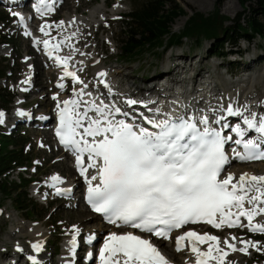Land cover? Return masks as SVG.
<instances>
[{
    "label": "snow or ice",
    "instance_id": "obj_1",
    "mask_svg": "<svg viewBox=\"0 0 264 264\" xmlns=\"http://www.w3.org/2000/svg\"><path fill=\"white\" fill-rule=\"evenodd\" d=\"M39 5H45V0H39ZM36 11L43 15L41 7L37 6ZM46 11H53L52 5H46ZM12 15L15 17L19 14L13 12ZM19 19L21 23L24 22L23 16ZM48 27L51 26L40 28L45 36L49 35L45 30ZM43 46L50 58L53 51H59L60 48L56 44L50 49L48 40L43 41ZM69 59L55 57L58 65L63 64L65 76L71 77L76 83H83L75 72L67 70ZM99 75L105 76L106 73L101 72ZM58 86L63 87L62 84ZM79 95H83V90ZM125 103L132 106L139 102L127 99ZM79 104L80 101L74 99L63 101L56 134L59 142L76 154L77 168L88 184L87 202L93 211L104 214L111 223L119 220L124 225L162 239H170L169 232L172 229L200 221L215 228L243 227L240 224L241 217L247 219L250 231L264 233V225L253 223L255 216L264 214V206H261L264 205V175L244 173L236 183H233L234 176L231 173L219 178L229 159L225 144L233 137L209 127L208 116L198 120L184 116L172 118L159 109L150 110L154 116L143 117L151 126L150 130L124 120L109 119L113 112L121 113L119 107L92 103L90 110L96 114L93 118L88 116V111H76ZM57 108H60L59 103ZM244 110H247V106ZM226 111L229 115L241 116L247 129L255 130L264 138V116L257 117L256 113L251 112L244 116L241 109H234L231 104ZM4 115L0 112V124L4 123ZM19 115L24 113L20 112ZM161 115L162 119L155 118ZM215 123L219 124L220 120H215ZM198 124L204 127L201 129ZM78 129H82V132ZM231 131L241 138L234 143L243 144L245 150L243 153L236 152L235 158L241 161L264 159V151L259 150L257 142L242 140L245 132L240 124L232 127ZM89 137L92 139L89 140ZM85 153L89 161L87 167H84ZM88 168H96L97 175L88 179L85 175ZM51 179L53 186L63 182L59 176ZM96 180L99 182L93 185L92 181ZM70 191L57 188L58 195ZM245 203L250 207L246 209ZM233 208L239 210L238 214L233 213ZM73 231L78 234L79 229L73 226ZM92 239L94 237H89L88 242L91 243ZM231 239L235 241L237 238ZM185 240L191 245L195 264H209L210 261L226 264L229 252L220 246L218 237L188 231L176 237L177 251L182 250ZM209 241L216 242L215 246L209 244L206 251L198 247V243ZM76 243L74 235L70 241L73 254ZM240 243L245 246L238 249L227 238L223 242L227 249L245 254L249 246L256 247L252 241L240 240ZM32 248L39 252L42 245L36 243ZM86 255L88 259L93 257L91 252ZM29 259L32 264H38L35 257L30 256ZM98 259L100 264H169L149 239L132 233L110 234L99 248Z\"/></svg>",
    "mask_w": 264,
    "mask_h": 264
},
{
    "label": "rangeland",
    "instance_id": "obj_2",
    "mask_svg": "<svg viewBox=\"0 0 264 264\" xmlns=\"http://www.w3.org/2000/svg\"><path fill=\"white\" fill-rule=\"evenodd\" d=\"M142 1L143 0H71L70 2H67L62 10H59L56 20L52 24H60L66 16L89 17L90 12L94 10L99 9L106 11V21L102 23L100 28H98L97 25H94L91 29L85 30L82 33V38H91L89 40L87 39L86 42L88 43H84L83 47H94V49L92 48V51L95 54L92 56L93 58H91V60L98 57L100 63L97 64V66L102 64V67L112 71L118 69L125 71L124 74L115 76L114 80L116 79L115 82L119 84L118 86L121 87L122 90H128V88H130L131 90H128L127 93L135 94L134 90L137 87L142 90H148L150 85L147 84V79H151L155 75H162L161 77H163L164 74L165 76L166 70L175 67L176 63H178L177 60H172V57L178 54H185L187 58H183L180 61H185L189 67L191 63H193V65L196 64L193 67L196 71H201V69L198 68V65L204 63L203 75H212L214 78L212 79L214 85H217L220 90L224 89L227 91V96L224 92L221 95L222 98L224 96V98L221 99L222 102L225 103L227 98L237 97L239 93H241L242 96L251 93L249 97L252 96L253 93H256L255 96L261 95L264 88V41L258 37L251 43L241 42L239 51L242 55L239 57L234 55H230L226 58L212 56L210 53L212 41H206L204 38L200 42L191 39L186 40L184 45L177 46L171 50H166L164 48L147 50L135 61H126V59L122 57L123 47L121 44L122 31L125 29V25L123 24L124 17L129 13H132ZM175 2L184 8L187 13L186 16L179 18L175 24L172 25V30L177 34L184 29L185 24L190 17L193 15L195 16L196 14L209 16L216 11L220 2L222 5L218 8L219 16L221 17L219 22V33L222 34L225 28L231 26L232 22L237 19L238 15L241 14L244 9L240 0H175ZM255 3V0L249 1L247 9L250 10V8L255 6ZM119 8H121V12L118 13L120 15H116L114 10ZM77 17L75 19H77ZM8 27L12 29L9 30ZM15 29H17L15 18L5 6H1L0 50L5 47L10 54L7 58L1 57L3 55L0 54V112H6L7 119L6 122L0 124V129L2 134L24 138V142H27L28 145L29 155L27 156L29 159L34 160L33 163L30 161H28V163H23L22 166L27 167L23 168L20 174H12L8 181L11 184H14V182L17 181L22 185L20 179L24 175L27 179L33 178V180H38L42 177L41 181L33 184L29 191L31 199L38 203L39 212L44 209V212H47L48 214L31 216V214L17 211L15 209L16 204L6 200V198L0 194V242L2 241L3 243L4 248L2 247V249L7 253L6 257L8 259L15 255V243L22 244L23 249L26 251V255H21L19 259H22V262L24 263V259H28L32 253L31 244L35 239L31 238L29 235H23V232L21 231L20 233L22 236H18L10 242H7L6 238L9 235H13L12 226L15 225L17 220L24 225H34L44 233L45 236H47V250L42 256L43 259L53 260L57 264V261L61 256L65 254L69 255L70 247L67 250H64V246L67 240H70L74 235H77V233L73 231V226L80 231L78 232L77 240L84 244L89 237H93V233L98 227H104L105 231L102 235H105L106 232H110L111 228L104 226L99 217L95 218L94 215L88 211L83 202H76L75 197L71 201L54 199L52 195V187L50 186V188L49 186L44 185L52 176H59L66 180H72V175L75 176L74 172L71 173L72 175L66 172L70 166L72 167V160L57 151L52 131L38 125L30 126L24 121L17 122L9 120L19 106L31 113L30 118L28 117L30 120L37 117L38 112H45L49 114V120L52 122L55 111V102L52 100V95L56 92L53 90V87L58 77L51 66H47L44 63L42 55L40 53L37 54L30 46V41H27L14 33ZM56 35H58V32H56ZM61 35L62 34H60L59 37L62 39L63 36ZM3 50L5 49L3 48L2 51ZM84 50L87 55L91 52L86 48ZM26 55L29 57L31 56L32 59L35 60V65L33 67L35 73L31 76H36V90L34 91V94L25 96L24 99L21 100L22 103L17 105L16 103L21 95L19 87L23 81L28 78L27 75L30 72V66L26 64ZM190 57L191 59H195V61H187V59L190 60ZM176 58L178 59L177 56ZM83 71L86 76L85 80L94 83L93 80L95 76L92 68L87 67ZM227 71L238 74V76L233 79L232 83L229 82L231 75L226 74ZM48 72H51L52 74L49 75ZM127 75H129V77H127ZM176 76L179 79L181 78L179 74H176ZM172 78L175 80V77ZM197 78L198 76H194L193 79ZM243 80L246 82L239 83ZM250 82H252L251 86H249ZM228 84L233 85L229 86ZM43 94L45 98L40 99L39 97L43 96ZM225 97L227 98L225 99ZM256 102H258V100ZM12 128L15 129L14 132H10ZM11 149H13L12 144L8 145V150ZM254 165H259V167L264 170V163H257ZM251 166L234 164V168L236 167L238 169H244V167L249 168ZM230 170H233V167L230 168ZM262 175L264 174L262 173ZM35 188H41L39 190L40 194L38 195V198L35 197L34 194ZM82 189L83 186H80V191ZM21 206L23 205L21 204ZM49 214L50 216H48ZM259 233L261 232L247 231L246 228L244 230L243 227L238 231V234L237 232L230 234V237H235V235H239L240 237L247 236L248 239L258 243V246L253 247V250L251 249L247 256L242 255L240 252L236 253L235 251L229 253L227 261L231 264H264V233H262L261 237ZM214 234L217 237L221 236L222 238L227 233L216 232ZM250 234L251 237H249ZM256 248H259L260 250L258 251ZM229 256L230 259L228 258ZM2 258L3 257L0 255V260H2ZM182 258L183 257H181V259ZM81 262L82 260L80 258L75 260L76 264H83ZM182 262L183 260L178 261L179 264H182Z\"/></svg>",
    "mask_w": 264,
    "mask_h": 264
},
{
    "label": "bare ground",
    "instance_id": "obj_3",
    "mask_svg": "<svg viewBox=\"0 0 264 264\" xmlns=\"http://www.w3.org/2000/svg\"><path fill=\"white\" fill-rule=\"evenodd\" d=\"M70 1L71 0H57L58 3L62 2V5L60 8H64L66 6L67 2H70ZM14 2H16V1H14V0H0V7L3 6L4 4H10V3H14ZM119 9L114 10V13L116 15L119 12H121V8H119ZM106 14H107L106 11L97 9V10L90 12L89 17H87V16L86 17H77L76 16L77 19H75L76 18L75 16H72V17L66 16V18L63 20V24L60 23L57 25L56 24L50 25L51 26L50 32H52V34L50 36H47L44 39V40L49 41L50 46L54 45L55 43L62 44L65 47V54L63 55V57H70L68 62L78 66L80 68V70H84L87 67L92 68V71L94 72V76H95L94 80H93L94 85H92V88L94 89V92L97 93L98 97L101 99V101H102L101 104L109 105L110 108L112 106L119 107L121 109V113L125 112V111H129V110H135L136 113H139L140 111H146L150 115H154V112L150 111V110L159 109L161 113L169 115L170 114L169 111L174 112V113L175 112L178 113V111H179L181 113L184 110L185 111L188 110L187 114L192 115L190 117H192L194 120H198L202 116H208L209 127H213V129H214V125L217 124V123H215V120L218 119L223 124V122L230 120L234 116H236V115H229L227 113L226 109H227L229 104H231L234 109H241L243 111L244 116H248L249 113L251 112V113H256L257 117H259L261 113H264V88H263V91L261 92L260 96H255L256 93H253V95L249 97V95L251 93H249L245 96H242L241 93H239V95L235 98L225 97V99L226 98L227 99L224 103L221 101V99L224 98V96H223V98L221 97V95L223 93L221 92L220 89H218L217 85H214V82L212 81V79H214V78L212 77V75H210L209 80H206L203 84L200 85L202 88L195 90L192 93L189 92V89H190L189 86H191V85H189V84L186 85L187 80L192 79L193 82L198 81L203 76L204 63H200V65H198V68L201 69V71L200 70L196 71L193 68L196 64L193 65V63H191L190 67H189L186 62H184V64L179 63L178 60H182L183 58L184 59L187 58L185 54H178V55H175L172 57V60H177L178 63H176L175 67L166 70L165 76L161 77L162 75H155L151 79L149 78L151 81L153 80L152 81L153 83L160 81V80L170 78L171 80L169 82L168 81L158 82V84L150 90L149 89L148 90H142L141 88L137 87L138 89L136 88L134 90L135 94L127 93L128 90L129 91L131 90L130 88H128V90H126V89L122 90L121 87L118 86L119 84L117 82H115L116 79L114 80V78H115V76L124 74L125 71H123L121 69L112 71V70H109V69L102 67V64L100 66H94V62L97 60V58L91 60L92 56L95 54L92 51V48L94 49V47H91V48H90V46L89 47L88 46L83 47L84 43L85 44L88 43V42H86L87 39L89 40L91 38H86V39L82 38V33L85 30L91 29L94 25H97L98 28H100L102 23L106 21L105 20ZM118 15H120V14H118ZM83 16H85V15H83ZM56 32H58V35H56ZM60 34H62L61 36H63L62 39H61V37H59ZM76 37H78V38H76ZM78 41H79V43H78ZM91 45H94V44H91ZM3 48L5 50L2 51ZM3 48L0 50V54L7 57L10 54V52H8V50L5 47H3ZM85 48L88 51H91L90 53H88V55L86 54V51L84 50ZM26 56H27L26 64L30 66V68H29L30 72L28 73V75L31 76L33 73H35V71L33 70V67L35 65V60L32 59V57L30 58L28 55H26ZM176 56L178 57V59L176 58ZM192 60L195 61V59H193V58L191 59V57H190V60L187 59V61L193 62ZM100 67H102V68H100ZM101 72L106 73V75L100 76L99 74ZM176 73L179 74V76L181 77L180 79L177 78ZM48 74L50 75L52 73L48 72ZM188 74L192 75V76L188 78V76H187ZM57 76H58V74H57ZM183 76H185V77H183ZM194 76H198V78L193 79ZM83 77L86 78L85 75ZM127 77H129V75H127ZM172 77H175V80H173L174 78H172ZM149 79H147L148 83L151 82ZM27 80H28V78L24 81H27ZM24 81L20 85L19 90L21 88H26L27 91H29V92H27L25 94L21 93L20 99L16 103L17 105L22 103L21 100L24 99V97L27 94L30 93L32 95V94H34V91L36 90V88L28 89L24 85ZM241 82H246V81L243 80V81H240L239 83H241ZM90 83H91V81H86V84H90ZM251 84H252V82L249 83V86H251ZM202 85H204V86H202ZM230 85H233V84H230ZM209 87H211V88L214 87V88L211 89L210 95L212 97L207 102V100H205V97H206L205 95H207L209 93V91H206ZM226 93H227V91L224 92L225 95H226ZM145 95H148V97L145 98L144 97ZM39 98L40 99L45 98L44 94H43V96H41ZM127 99H133V100L138 101L139 103H137L136 105L128 106L125 103V101ZM204 100L206 102L205 106H203ZM257 100H258V102H256ZM202 106H203V109L200 110L199 108H201ZM245 106H247V110H244ZM20 111H25V110L18 106V109L16 110V112L14 113L12 118H10L9 120L17 121V122L18 121H25L26 123H31L32 125H41V126H45V127L50 125V124L42 125V123H40L38 120L39 118L47 117L49 115L48 113L38 112L37 117H35L34 119L31 117L33 120H30L29 119L30 116H28L29 118L20 116L19 115ZM29 114H31V113L28 112V115ZM187 114L183 113V115H187ZM112 115L117 116L118 114L113 112ZM4 117H6V114L4 115ZM237 117L242 121L241 116H237ZM54 119H55V112H54ZM43 124H45V123H43ZM198 126L201 129L204 127L203 125H199V124H198ZM261 163H264V162H261ZM72 166H73V164H72ZM232 167H233V170H230V168H232ZM66 172L71 174L72 172H74V168L70 166ZM225 172H226V174L224 177H226L229 173L233 174V176H234L233 183H236L239 180V177L244 173H248L250 175H256V176H261L262 173L264 174L263 168L259 167V165L258 166L254 165V166H251L249 168L244 167V169L243 168L238 169L236 167L234 168V164H233L229 168H227ZM72 177H73L72 180H66V179L60 178L63 182L62 183H55L54 186H53L52 179L49 178L44 185H47L49 187L51 186L52 190H54L55 188H58V187H63L66 189L67 188H75V189L80 188V186L82 185L81 179L76 177V176H73V175H72ZM40 189L41 188H39V189L35 188V190H34L35 197H37V198H38V195L40 194L39 193ZM37 190H38V192H37ZM254 194L255 193H249V195H254ZM261 206H264V205H261ZM249 207L250 206L247 203H245V208L247 209ZM94 217L96 218V216H94ZM241 221L243 222L244 230L246 228V230L249 231V228L247 227V224H248L247 219L243 218V219H241ZM31 223H34V222H31ZM253 223L254 224L259 223V224L264 225V214L255 216L253 219ZM37 229L38 228L35 227L34 225H31V224H28V225L25 224L24 225L22 222L20 223L19 220H17L15 225L12 226L13 235H9L6 238V241L10 242L14 238H16L18 236H22L20 233V231H21V232H23L22 233L23 235L26 234V235H29L31 238L35 239L33 241V243L31 244V247L33 244L42 243L45 247V251H44V253H45L46 252L47 236H45L44 233H42L39 229L38 230ZM115 230H116L115 228H112V230L108 234H110L112 231H115ZM104 231L105 230H104L103 226L98 227L95 230V232L93 233L94 239H92V240L100 239ZM193 231L199 235L207 234V231L203 228H194ZM90 232H92V231H90ZM233 233L234 232L227 233L222 238H221V236H218L219 241H220V246L224 247L225 250L228 251L229 253H232V251L230 249H227L223 244V242L226 238L229 240V243H234L238 249L245 246L244 244L240 243V240L252 241L251 239H248L247 236L240 237L239 235H235V237L237 239L235 241H233L230 237V234H233ZM237 234H238V232H237ZM210 235L216 236L215 234H210ZM75 236H76V242H77L78 241L77 240L78 234ZM249 237H251V234L249 235ZM71 239L72 238H70V240H67V242L65 243V246H64L65 249L64 250H67L68 247H71V245H70ZM252 242L255 243V241H252ZM11 243H13V242H11ZM209 244H212L213 246H215L216 242L210 241ZM255 244L257 247L258 243H255ZM208 245L204 248L207 249ZM156 246H157L158 250L161 252V254L169 261V264H179L178 263L179 260H183L182 264H184V261L186 259L190 260V259H193L195 257L194 254L192 253V251L190 250L191 245H190L189 241H188L189 250L186 252H183V253H179V254L176 252L175 243H174V240H172V239H169V240L167 239V240H163L161 242H158L156 244ZM201 246H202V244L198 243V247H200V249H201ZM2 247H3V243L1 241L0 242V255L3 258H2V260H0L1 261L0 264H2V263L3 264H24L22 262V259L21 260L19 259L21 255H24V256L26 255V251L23 249L22 244L15 243V245H14L15 250H16L15 255H13V257L9 258V259L6 257L7 253L2 249ZM82 248H84V243H83ZM252 248L253 247L249 246L248 252H250ZM31 256H33L35 258H39L38 264H40V263H42V264H56V262H54L53 260H44L42 256L37 257L34 254H32ZM234 256H235V254H234ZM181 257H183L184 259L183 258L181 259ZM228 258L230 259V256ZM10 259H12V260H10ZM24 260H26V258ZM27 264H30L29 258L27 259ZM57 264H76V263L74 262L73 259H71L70 255L65 254L58 259ZM211 264H213V263H211Z\"/></svg>",
    "mask_w": 264,
    "mask_h": 264
},
{
    "label": "trees",
    "instance_id": "obj_4",
    "mask_svg": "<svg viewBox=\"0 0 264 264\" xmlns=\"http://www.w3.org/2000/svg\"><path fill=\"white\" fill-rule=\"evenodd\" d=\"M249 1L252 0H240L243 12L222 34L219 33L221 17L218 9L222 5L221 2L216 11L209 16L196 14L190 17L184 29L177 34L172 30V25L187 15L185 9L175 0H143L132 13L124 17L122 57L128 62H133L147 50L156 48L168 50L172 46L184 45L186 40L200 42L204 38L206 41H212L210 48L212 56L226 58L228 53H241L239 51L241 42L251 43L257 37L264 41V0H255V6L248 10ZM10 144L13 149L8 150ZM27 155H29L27 142H24V138L0 134V194L16 204L17 211L31 216L47 215L44 209L39 212L38 203L30 198L31 184L28 179L25 177L20 179L23 185L17 181L14 184L8 181L12 174L19 171L23 163L33 161Z\"/></svg>",
    "mask_w": 264,
    "mask_h": 264
}]
</instances>
